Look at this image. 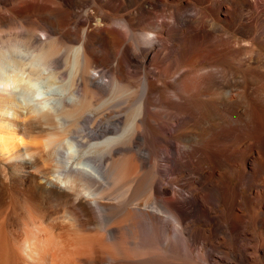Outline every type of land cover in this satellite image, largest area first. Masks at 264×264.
I'll return each instance as SVG.
<instances>
[{
  "label": "bare ground",
  "instance_id": "6f19581e",
  "mask_svg": "<svg viewBox=\"0 0 264 264\" xmlns=\"http://www.w3.org/2000/svg\"><path fill=\"white\" fill-rule=\"evenodd\" d=\"M0 33V264H264V108L217 109L264 85V0H0Z\"/></svg>",
  "mask_w": 264,
  "mask_h": 264
},
{
  "label": "rangeland",
  "instance_id": "374dc122",
  "mask_svg": "<svg viewBox=\"0 0 264 264\" xmlns=\"http://www.w3.org/2000/svg\"><path fill=\"white\" fill-rule=\"evenodd\" d=\"M1 35H2V37L3 38H0V40L2 39V40H4V34L3 33H0ZM1 35H0V37H1ZM6 69L4 68V67H0V82H4L5 80H6V78H7V73H5V74H2V73H4V71H5ZM6 71H8V70H6ZM5 71V72H6ZM2 72V73H1ZM7 74V75H6ZM3 75L5 76V77H3ZM195 77V75H192L191 77L189 76L188 77V79L186 78L185 79V84H186V86H190V85H192V87H194V84H195V82H193V80H192V78H194ZM197 77V76H196ZM195 77V78H196ZM42 78V77H41ZM40 77H37L36 78V80L35 79H33V80H35V81H31L32 82V85H34V86H32L31 85V88L32 87H34L33 88V90H31L32 91V94H33V92H34V94H37V91L39 90V89H41V92H42V90H44L42 93L40 92V90L38 91V96L39 97H42V94H44L45 95V93H46V97H44V95H43V97L44 98H47V96L49 97V95H50V92H51V90L53 89V87H54V82H52L51 80L49 81V80H46V79H44V78H42L41 79ZM44 80H46V81H44ZM40 81V82H39ZM39 82V83H38ZM43 82V83H42ZM44 82H45V84H44ZM53 83V86H51V84ZM35 83V84H34ZM41 83V84H40ZM47 83V84H46ZM37 84L39 85V86H37ZM49 84V85H48ZM260 83H258V85H259ZM262 84H264V82H262ZM35 85L37 86V87H35ZM44 85V86H43ZM196 85V84H195ZM257 85V84H256ZM254 86V90H255V92H253V95H248L244 90L242 91V89H240V90H238V92H236L235 94H234V97L233 98H231V100L228 102V103H225L224 105H221L222 107H220V106H218V111L219 112H223V113H231V111H233V112H235V109H241L242 107H243V105H245L247 108H248V113H246L248 116H249V114L251 113V115L252 116H250V117H254L255 118V115H256V119H261L260 118V114H263V108H264V98H262V97H264V93L262 94L261 92L262 91H264V85H262V86H260L261 88L259 89V86L257 85V86ZM185 86V85H184ZM185 86V87H186ZM50 87V88H49ZM191 87V86H190ZM256 87H258V89L256 88ZM35 88H37V89H35ZM52 88V89H51ZM48 90H49V92H48ZM256 90H258L257 92H256ZM262 90V91H261ZM241 92L243 93V94H241ZM49 93V94H48ZM241 95H240V94ZM33 94V95H34ZM41 94V95H40ZM254 95H257V96H259V97H255ZM263 95V96H262ZM255 97L256 98V100H258V99H260V100H258L257 102H255V101H253V100H255V98H253V97ZM262 96V97H261ZM251 97H252V99H251ZM43 98V99H44ZM117 98V101H118V99H120V97L118 98V97H116ZM116 98H114L113 100L114 101H116ZM41 99V98H40ZM261 99H262V102H261ZM122 100V99H121ZM121 100H119V103H117V101H116V103L114 102V101H112L113 103H115V104H113L111 101H109L108 102V104L106 103V105L108 106H106L105 105V103L104 104H102V108H100L101 107V105L100 106H98L99 108L97 109L96 108V110H94V109H90V112H88V113H96V114H103V113H107V114H134V111H135V109H136V107H137V102H136V100H137V98H134L133 100H131V101H129L128 103L126 102H124L123 100L121 101ZM121 101V102H120ZM260 101V102H259ZM111 102V105L109 104ZM124 104H123V103ZM255 102V103H254ZM254 103V104H253ZM259 103V104H258ZM95 104H98V102H96ZM116 104H118V105H116ZM122 104V105H121ZM260 104H263L262 106L263 107H261L260 106ZM105 105V106H104ZM109 105H110V107H109ZM117 106V107H116ZM115 108V109H114ZM262 108V109H261ZM101 109V110H100ZM199 110H200V112H203V114H206V111H205V108H204V106H199V108H198ZM252 111H251V110ZM109 110V111H108ZM205 112H204V111ZM262 110V111H261ZM98 111V112H97ZM108 111V112H107ZM132 111H133V113H132ZM251 111V112H250ZM254 112V113H253ZM254 115H253V114ZM256 113V114H255ZM263 117H264V114L262 115ZM261 116V117H262ZM262 117V118H263ZM261 122V123H260ZM258 123V122H257ZM260 123V125H258ZM259 123L258 124H255V123H253V124H249L248 125V128L247 129H263L264 128V123L262 122V121H259ZM263 123V124H262ZM255 124V125H254ZM251 125V126H250ZM257 125H258V127L259 128H257ZM262 125H263V128H262ZM254 127V128H253ZM261 127V128H260ZM2 209V208H1ZM0 209V216H1V210ZM4 211V210H3ZM3 211H2V217H4V215H3ZM1 221H3L2 223H3V228H4V220H1V218H0V225H1V228H2V223H1ZM2 228V229H3ZM3 231V230H2ZM1 230H0V233L2 232ZM220 250V249H219ZM215 257H217V255L215 254Z\"/></svg>",
  "mask_w": 264,
  "mask_h": 264
}]
</instances>
